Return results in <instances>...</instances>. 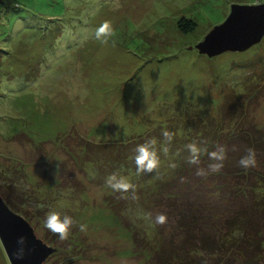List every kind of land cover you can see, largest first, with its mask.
Here are the masks:
<instances>
[{"label":"rangeland","instance_id":"374dc122","mask_svg":"<svg viewBox=\"0 0 264 264\" xmlns=\"http://www.w3.org/2000/svg\"><path fill=\"white\" fill-rule=\"evenodd\" d=\"M11 2L0 6V189L55 248L43 264H157L170 231L157 232L148 213L125 212L132 228L118 218L81 139L126 141L188 103L218 117L229 90L249 95L250 116L264 127V37L212 56L196 46L233 4L264 0ZM181 17L195 28L180 31ZM105 20L115 34L102 44L94 30ZM50 210L87 231L74 226L60 240L43 226ZM0 264H10L1 242Z\"/></svg>","mask_w":264,"mask_h":264},{"label":"trees","instance_id":"16d2710c","mask_svg":"<svg viewBox=\"0 0 264 264\" xmlns=\"http://www.w3.org/2000/svg\"><path fill=\"white\" fill-rule=\"evenodd\" d=\"M4 4L0 6L6 7ZM195 26L185 17L177 21L184 33ZM248 97L227 91L218 117L200 114L196 104L175 107L174 119L167 125H158L126 141L93 143L81 139L84 161L93 162L95 170L103 173L102 181L117 173L136 186L137 200H132L130 193L129 199H121L120 193L113 191L107 197L110 209L122 222L130 228L134 225L125 212L130 218L149 212L166 214L164 225L155 224V217L151 220L157 232L170 231L169 239L155 249L157 264H264V127L251 118ZM165 130L173 133L168 156L159 153V169L137 175L134 149L150 138H156L159 148L165 143ZM193 141L206 143L209 151L216 145L227 149L220 172L196 175L198 167L207 169L212 161L203 154L199 165L187 162L185 146ZM249 148L255 150L257 164L243 169L238 161ZM8 194L0 189L8 207L25 217ZM133 240H138L137 233Z\"/></svg>","mask_w":264,"mask_h":264},{"label":"water","instance_id":"95a60500","mask_svg":"<svg viewBox=\"0 0 264 264\" xmlns=\"http://www.w3.org/2000/svg\"><path fill=\"white\" fill-rule=\"evenodd\" d=\"M10 6L11 0H0ZM264 37V2L233 4L226 19L196 44L209 56L226 49H242ZM25 238L22 258L17 259V241ZM0 242L10 264H43L55 248L38 238L30 223L8 207L0 195Z\"/></svg>","mask_w":264,"mask_h":264},{"label":"clouds","instance_id":"9594fccd","mask_svg":"<svg viewBox=\"0 0 264 264\" xmlns=\"http://www.w3.org/2000/svg\"><path fill=\"white\" fill-rule=\"evenodd\" d=\"M115 7H119L116 3ZM115 31L111 21H103L94 30V37L96 40L100 41L102 44H107L109 38L114 36ZM165 143L161 144L159 148L157 147L156 138H150L145 140L143 143L138 144L134 149V160L136 166V174L141 175L145 173H153L157 171L160 167L161 160L160 154L163 153L164 156H168L169 145L173 139V133L165 130L162 133ZM188 157L187 162L192 165L200 164V157L206 154L212 163H209L207 169L197 168V176H207L209 173H218L223 168V162L227 159V149L223 145H216L215 150L209 151L207 144H198L196 141L188 143L185 146ZM235 150V149H233ZM257 164L256 152L254 149L249 148L246 153L239 159L238 165L243 169H249L255 167ZM170 167L175 168V164H170ZM105 184L108 188L112 189L115 193H120L121 199L137 200L136 196V186L130 181L127 176L120 175L117 173H112L105 178ZM148 219H152V214H147ZM154 223L158 225H164L167 223V216L164 213H157L154 218ZM44 228L49 232L58 236L60 240H67L69 238L70 232L74 226H78L80 232L87 231V225L84 223L77 222L69 215L62 214L57 210H50L46 213L43 222ZM17 249V259L22 258L23 246L25 244V238L21 237L18 241Z\"/></svg>","mask_w":264,"mask_h":264},{"label":"crops","instance_id":"0c3cea01","mask_svg":"<svg viewBox=\"0 0 264 264\" xmlns=\"http://www.w3.org/2000/svg\"><path fill=\"white\" fill-rule=\"evenodd\" d=\"M16 2V1H15ZM17 3V2H16ZM52 19H54V17H51ZM35 39V38H34ZM43 42L45 41V39H42ZM35 41H38L37 39H35Z\"/></svg>","mask_w":264,"mask_h":264},{"label":"flooded vegetation","instance_id":"af4514ba","mask_svg":"<svg viewBox=\"0 0 264 264\" xmlns=\"http://www.w3.org/2000/svg\"><path fill=\"white\" fill-rule=\"evenodd\" d=\"M5 3V2H4Z\"/></svg>","mask_w":264,"mask_h":264}]
</instances>
